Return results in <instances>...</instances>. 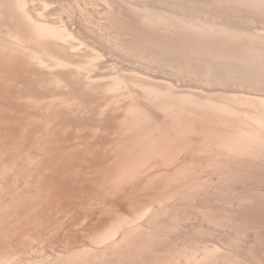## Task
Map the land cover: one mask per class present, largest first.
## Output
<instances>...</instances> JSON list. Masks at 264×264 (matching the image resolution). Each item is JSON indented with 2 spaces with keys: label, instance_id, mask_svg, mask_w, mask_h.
I'll return each mask as SVG.
<instances>
[{
  "label": "rangeland",
  "instance_id": "rangeland-1",
  "mask_svg": "<svg viewBox=\"0 0 264 264\" xmlns=\"http://www.w3.org/2000/svg\"><path fill=\"white\" fill-rule=\"evenodd\" d=\"M29 1H31V3L32 2L35 3V4L29 3L30 7L37 6L38 8L40 7L42 9L45 6L44 3L41 2V0H38V1L35 0L36 2L32 0H29ZM49 1L50 2L52 1L51 4ZM49 1L48 2L50 4L49 5L50 7H52V3L53 5H55V2H57L56 5L59 4L57 5V7L58 6L59 7L57 8L55 7L56 5L54 6V9L57 8L56 9L57 13L54 19L52 17L53 16L52 14H54L56 10L55 11L53 10V13H52L53 7L51 8V14H47L48 17H45L46 14L43 11H39L41 10L39 8L38 11L44 13L45 15L44 18L48 20L50 17H52L51 19H49V21L51 20L54 22L55 19H58L59 17L58 14H59L61 18L59 17L58 22L60 23L62 19V15H63V21H65L67 25H69L70 23L69 28L71 27V29H74L75 33L78 30L76 34H79L81 37H84L82 38L83 40H87V36H88L90 40L93 39L92 40L93 42H95L94 40L98 41V36L96 39V35H93L95 39L93 37L91 39L90 31H87V34H85L86 30H85V33L82 30L85 28H80V25L82 26V19H80L81 18L80 15L82 16L83 14H80V11H77L79 10V8L76 7L75 1L74 3L71 1L72 4L70 5V8L72 9L71 6H73L75 9H73L74 11L69 9L71 11L70 13H69V10L67 9L69 8L68 4H70L68 3V0H67V3L65 2V0H62V1L61 0H57V1L49 0ZM40 2L42 4H40ZM61 2L64 4L62 5ZM91 2L92 3L89 4L90 6H88L89 7L88 17L89 16L90 18L93 17V19L97 18L98 20L99 17L103 16V18L105 19L103 20L106 21V27H107V23H109L108 28L111 27L108 29V31H112V32L115 31L114 33H117V32L120 33L122 29L126 28L128 30V27L132 25L133 19L131 17L132 16L131 13L126 14L125 12L118 10V8H112L113 10L108 8L105 10V12H103V15H101L102 13L101 14L97 13V11L93 9V4L96 5L98 2H100L98 4H101L102 1L95 0L94 2V0H92ZM37 4H40V6ZM60 4L62 5L61 7H63L64 9L66 8L68 11V12H64V14L66 13L65 15L62 12H59L61 8ZM66 5L68 7H64ZM45 8L46 7H44L42 10H44ZM47 8H46V11L50 10V8L48 9ZM114 9L116 11H114ZM94 11L96 12V14L94 13ZM60 13H62V15ZM87 13H85L84 17H87ZM3 16H1L0 18V30L2 31V33L0 32V36L2 34L1 37H3V33L6 35L7 30L9 29L15 30V26L12 23L8 24V22L10 23L9 15H7L5 11L3 13ZM69 16L73 19H71ZM127 16L129 19H127ZM67 17L70 18L69 19L70 21L73 20L72 22H74V20H78L77 18L79 17L80 18H79V21H76V23H74L76 25L74 26V24L72 25L71 24L72 22H70ZM84 17H82L83 20H84ZM65 19H67L69 23ZM77 22H79V24L81 22L80 25L78 24L79 25L78 27L81 30H79V28L77 27ZM125 23L126 25H124ZM82 27H84V25ZM81 31H82V35H81ZM123 31L124 30H122L121 32ZM88 34H90V36ZM81 37L78 36V38L80 39ZM92 41L90 42L93 43ZM103 41L101 42L98 41L97 43H93V44H95V46H97L96 44H98L99 47L102 46V49H107L106 50L107 52L108 49H110V46L108 45L109 48H107L108 47L106 46L107 44H103ZM81 46H84L82 49L84 50L86 49V51L88 50L87 47H85V45H81ZM112 49L114 48L110 49L113 53H111L108 59L110 63L112 62L115 64L104 63V65L102 64L103 68H99V69H102V71H100L99 69H98L99 71L98 70L97 71L102 76L103 74H105L104 75L105 77L101 78V81L103 80L102 82L104 84V83H108L112 81L111 77L115 76L114 74L117 75V73H119L120 68H121L120 72L125 70L126 72L124 71L122 72V74L119 73V75L123 77V74H124L125 78L123 79L126 80L127 88H126L125 81H124V85H123L124 87L122 88H126V89L122 91H120L121 89H119L117 90V93L116 91L112 92L115 94H111L110 92L109 94L111 97H109L108 93H106V96L108 95L107 97H109V99L115 98V100L119 99V101L117 100V103L120 101L121 102L118 104L115 103L114 105H112L113 107L109 108L105 112V114L102 115V117L105 116L104 118H101V116L100 118L94 117L93 114L88 110H85L84 113L80 111V113L78 112L76 113L77 114L76 115L74 111V107L72 105L71 107L73 109L69 105L64 106L65 104L63 105V107L61 105H58L57 107L56 105L58 104V101L54 105H52V107H50V105L47 107V104H46V107L48 108L46 109L44 105L45 103L43 101H40L41 99L40 97L43 96L42 93L46 94L47 91H51L50 88H52L53 90L57 89V88L52 87L54 86L55 83H52L50 81L51 80L49 78L50 76H48L50 72L47 70H44L48 72L49 74L47 73L46 77L39 78L42 81V78L46 80V78L48 77L46 80L47 82L42 81L43 83L39 82L40 81L38 79L39 76L36 75L35 73H31L29 69H28L29 72L26 71L28 76H24V78H22V75L20 71L18 70V67H16L17 65H15L14 58L12 56H8L6 53L2 54L3 51H0V54H2V58L0 55V61L2 60V62H0V133H1L0 134V176H1L0 182H2L0 183V187H1V190H0V212H1L0 213V259H2L0 260V264H13V262L14 264H17L16 262L18 261H19L18 264H30L31 262H33L31 264H34L35 263L34 261L37 262L35 264H38L39 262H43L42 264H45V263L46 264H60L62 261L64 263L62 262L61 264H66L65 262H67V264H75L77 261L79 262V263L77 262V264H94V263L96 264L97 263L98 264H168V263L169 264L171 263L185 264L184 262L187 259L186 257L188 255L190 256L193 254L197 255L196 252H198L199 253L198 255H200L204 253V251L210 250L211 246H212V249L213 247H219L221 249L218 253L216 252L215 254H213L214 256L212 255L213 258L215 257L220 260L219 262L218 261L216 262L217 259L212 258L211 259L212 261H210L209 264H214V263L220 264V261L222 260H223L222 261L223 263L221 262V264H233V263L236 264V262L237 264H243V263L244 264H258V263L264 264V162H263L264 156L261 157V159L263 158L262 160L260 159V157L254 158V159L247 158V157H243V158L234 157V156H228L223 150H220L219 146L216 143L217 137H218L217 135L219 133L218 127H220V124L215 120L218 124V127L216 123L214 125L215 121L213 122V120L210 118L208 113H205L208 116H206L205 114H200V113H203L205 108L203 109V107H200V106H198L199 108H197L196 104H195L196 106L195 107L194 102L193 103L191 102L193 101L192 99L191 101H188L190 103L187 106L188 98L186 99V103L183 104V102H185L183 98H180L181 99L180 100L179 99L180 96H178V100H177V95L179 94L173 95V92L179 93L180 91H181L180 93L181 95L186 94L185 93L186 89L188 93H192V94L195 91L193 95H195L196 97L198 96L197 93L200 95V91H199L200 84L197 83L198 80L196 81V77H194L195 80L194 79L190 80L188 78L189 73H187V70L185 69L186 68L185 65H184L185 67L184 68L182 67L183 66L182 63H177L178 67L170 68V66H168L169 64L159 61L161 64H159V62L158 63L153 62L151 63L152 64L151 66L149 65L150 67L154 68V69L152 68L153 70L151 68L147 69L149 68V66L147 67L149 63L144 66L143 64L145 63L141 61L142 64L141 62L138 64V59L135 56L132 55L131 57V54L129 56L127 48L121 49L118 47V49L117 48H115L114 50ZM84 50H82L84 54L82 55L84 57L82 55H81L82 57L78 56L80 59L77 57V59L81 62L83 60H84L83 62H86L88 60L89 53L87 55L88 51L85 53ZM113 54H114V57H117L115 62H113L115 60V58L112 56ZM125 55L126 57H124ZM4 56H6V60L5 58H3ZM110 58H112V60H110ZM133 61L137 63L135 64V62L133 63ZM129 62L133 63L132 65L133 67H135V71H136V67H138L139 71L138 70L137 71L140 72V76L139 75L137 76L136 74L132 75L133 73L130 72L131 71L130 68H132L131 67L132 65ZM116 63L118 65H116ZM127 63L131 66H129ZM4 64L5 66H10L11 69H8V67H5ZM111 65H116L117 67L114 66L115 67L114 68ZM1 66L5 67L4 68L5 70L1 68ZM13 66H15L18 71ZM111 67H113V69ZM127 68H129L130 71L127 70ZM114 69L117 70L118 72L117 71H116L117 73L114 72L115 71ZM9 70H11L12 73L11 71L10 73L9 72L7 73V71ZM13 70L18 72V74L16 72L13 73ZM59 70L61 72H59ZM62 71L63 69H58L59 73L57 72V75L58 74H61V76L64 75L62 78H65L67 75L66 73L67 71H63V72ZM55 72L56 71H54V73ZM147 72L148 73L151 72V73L147 74ZM141 74L143 75L141 76ZM166 74L169 76H167ZM148 75L149 76L153 75L152 78L153 77L155 78L153 79L149 78L148 80V78H146V76ZM15 76L16 77L18 76V78H22V79L19 80ZM31 76L32 78L34 77L33 79L34 83H33ZM58 76L60 77V75ZM133 76H136V77H133ZM143 76L147 80H143L145 79ZM176 76H179V77H176ZM137 77H140V78H137ZM174 77L176 79H173ZM141 78L143 79L138 80ZM156 78H158V80H161V81H158ZM35 79H38L39 81H35ZM162 79L165 81H162ZM169 79H170V82H169ZM150 80H151V83L154 84V87L156 85H159V87H161L160 88L161 91H164V93L168 91L170 92L171 90H175L173 92L171 91L172 94H169V93L167 94H169L170 96L173 95L176 97L177 101L175 102H178V104L176 103L177 104L176 106L181 104V101H182V105H179V107L180 106L183 107V109L180 108L182 111L178 110L177 108H174L176 107V106H173V104L175 105L174 97L172 96L171 98L169 97V101L167 102H170V103L172 102L173 104L171 103L172 104L171 105L169 103L170 106H168L167 102L162 103L168 99V96H167V99L166 98L162 99L163 97H166V96H163V94L162 95L159 94L160 97H158L159 95L156 94L158 101L156 100L155 95L153 96L155 101H153L152 100L153 97L148 95L145 92V90L143 91V87H141L140 85L139 86L137 85V84H142L143 82H146L148 84ZM25 81L26 83H24ZM133 81L134 83H132ZM175 81L178 83H176ZM19 82H22V84H20ZM35 82H38L39 84ZM12 83L14 85H12ZM27 83H31V86L30 84L26 85ZM46 83H51V84L47 85ZM169 83L171 84V86H173L172 84H175L173 86L174 89L170 87ZM178 85H180V87H178ZM60 86L62 87H59V86H54V87H59L58 88L59 91L58 90L57 91L63 94H66L65 96L67 98L69 97L68 99H70L72 96H75L72 92L71 87H65V85H60ZM175 86L179 88V91H177L178 89L175 88ZM156 87L158 88V86ZM19 88L21 92H23L24 94H28V95H25L27 96L26 98L22 100L20 99L19 102H17L22 105L24 101V105L22 106H19V104H16L14 102V100L18 101L16 100L15 98L16 96L14 95V93L17 94L16 91L17 90L20 91ZM23 88L27 89L28 91L27 90L25 91ZM163 88L165 89L162 90ZM13 89H16L15 92ZM41 89L42 91H39ZM45 89H46V92H45ZM167 89H170V90H167ZM188 89H190L191 91ZM11 90L13 91V96L11 95V92H12ZM182 90H184L183 93H182ZM35 91H37L38 93ZM129 91H132V92H129ZM4 92L5 93L10 92L9 93L10 95H8L7 93L6 94L8 96H12V98L13 99L15 98V99L13 100L12 98L6 97L7 95L5 96ZM39 92H41V94ZM145 93H146V96H145ZM127 94L130 96V98L128 97ZM29 95H31L30 100H29V103L32 102L31 105L28 104ZM33 95H36V97L38 96L37 101ZM114 95H116V97L121 96V95L122 96L116 98ZM123 96H126V97H123ZM201 96H202V93H201ZM201 96H198V97H201ZM148 97L150 99H148ZM192 97L193 99L196 98V97L194 98V96ZM74 98H71L70 100L71 101L74 100V102L75 101L80 102L82 100V99L78 100V98L80 97L77 95ZM170 99H172L173 101L172 100L170 101ZM160 100L162 101L160 102ZM34 101L36 102L39 101V102L36 103ZM33 103H36V104H33ZM191 103L193 105H191ZM9 104L15 105L16 110L12 109L14 107ZM162 104H165L163 106H165L166 108L168 106V108L167 109L163 108ZM28 105L29 106L33 105L32 109L29 108ZM129 105L132 107V109H129L130 108ZM133 105H135V107L138 109L137 112L139 113L140 111L142 112L140 113L141 118H140V115L138 117L137 112H135L136 108ZM183 105L185 106V108ZM114 106H116V108ZM171 106H172V109H171ZM55 107L57 108L60 107V109L57 110V108ZM189 107H191L192 109ZM194 107H195V110H194ZM25 108L31 109L35 113H33L32 111L25 112L26 110H23ZM52 108L56 110L52 111ZM63 108H65V110L67 109L68 111L63 110ZM68 108H71V109L69 110ZM125 108L128 110L126 111ZM134 108L135 110H133ZM19 109L22 110L23 112L22 111L20 112ZM131 110H133L134 113H131ZM16 111L19 113H17ZM57 111H58V115H57ZM59 111H61V113L63 111V114L61 116L59 115L61 114ZM125 111H126V115H124ZM194 111L197 113H194V115H192V112ZM28 112L31 113L30 116L32 117L35 116V114L37 115V113H40L41 116H39L40 115L39 114L37 115V117L35 116V118H33L32 120L30 116L27 117V114H29ZM106 113H109V114H106ZM65 114L68 119L70 118L72 119L73 117L72 114L74 115V117H77L79 114L78 117H80L83 120V123H84V119L87 118V120L85 119V123H84L85 126L83 125V123H78L74 125L73 123H71L69 120L66 119ZM80 114H83L84 117L83 115L80 116ZM88 114L89 115L91 114V115L89 116ZM133 114H135L136 116H133ZM123 115L124 117H127L129 115V117L123 118ZM88 117H90L91 120H89ZM202 117H204L205 119L209 117L208 118V120L210 119L209 122H207V119L203 120L204 118ZM28 118H31V119H28ZM121 118L125 121H122ZM62 119H65V120H62ZM92 119L94 122H92ZM113 119L115 120L112 121ZM28 120H29V123L25 124L28 122ZM64 121L65 122L67 121L66 122L67 124L61 123ZM93 123H96V124L93 125ZM79 124H82V126L84 127H82ZM34 129L35 130L37 129V132L35 131V133L38 134L39 132V135L41 136L45 134V133L43 134V130L46 133L48 132V134H51V133L53 134L50 135L51 137L48 134H45L44 137H41V136L39 137V135L38 136L36 135L35 137L34 135L35 133L33 132ZM39 129H42V130L38 131ZM22 130L24 131L23 134H21L22 132H20ZM11 131H15V133L13 132L12 134ZM26 132L31 133V135H34V137L37 139H35L33 136H30V134L25 136ZM18 133L19 135L21 134V136L19 135L16 136ZM211 133H213L212 136H211ZM4 135H7V136L4 137ZM22 135L24 136L23 138H22ZM46 135L48 136V138L45 137ZM83 135H85V137ZM78 137L81 139H79ZM209 153H211L212 155ZM233 158L235 159L233 160ZM36 159L37 161H34ZM258 160H259V163H258ZM253 161L254 162L256 161V162L254 163ZM5 165L8 168H5ZM2 177L4 180L2 179ZM3 186H8V187H3ZM12 196L14 199L11 198ZM30 197H32L33 199ZM161 203H163L162 206H161ZM146 209H148L149 212L145 214L146 216L142 215L141 212H144ZM3 210L5 213L3 212ZM138 216H141V217H138ZM127 219H129L131 222L133 220V223L134 222L135 223L137 222V223L136 224L129 223L128 225L129 220L127 221V223L124 222ZM121 222L126 223L128 226H126L123 223L120 224ZM119 225H121V229ZM123 225H124V228L122 227ZM133 225H136V226L139 225L141 230L139 229L138 226L137 227L134 226V229H132ZM110 228L112 230L115 229V231H117L118 233L113 231L115 232L114 234H112L114 239L111 236V239L109 238V240H107L106 242L104 241L103 242L104 244L100 242L102 244L100 245L98 241H100L101 237L103 236V233L107 232ZM135 228L139 232H136ZM143 228L145 229L143 230ZM148 230H150L151 232ZM132 233H134L135 235ZM122 235H125V236H122ZM126 236H127V239L129 240L126 239ZM97 237L100 239L98 240ZM117 241L118 242L124 241L122 242V244L118 243L120 244V246L119 245L118 246L119 247L122 246V248H119V247L117 248L116 244H115L116 246H114V243ZM230 241H232L233 243ZM220 243H224V244L222 245ZM109 244L110 246L108 247ZM198 244L200 245L199 248H198ZM125 247L127 248V250ZM85 251H88L89 253H86ZM105 251L106 253L104 255H107V256L106 257L103 256V259H102V257L100 256L103 255ZM221 251H222V254H221ZM74 252L76 256L74 255ZM94 252L95 254L97 253L98 254L95 255ZM223 252H225V254ZM61 253L63 255H61ZM72 253L75 256L74 257L75 261L74 259H72L73 258V255H71ZM186 253L187 254L189 253V254L186 256ZM31 254L35 256H31ZM52 254L54 256H52ZM64 254L67 257L64 256ZM81 254L84 255V258H82L83 255L81 256ZM85 254L89 256V258L91 259L89 260L88 257H85ZM184 254L186 257L183 258L182 256H184ZM37 255L38 256L40 255L42 257L40 256L38 257ZM68 256L70 257L68 258ZM79 256H80V259H79ZM59 257H61L62 260H59L58 259ZM223 257L224 259L225 258L226 259L224 260ZM229 257L232 258V261H230L231 258ZM97 258L98 259L100 258V259L97 260ZM9 259L11 260L9 261ZM50 259H51V262L49 261ZM178 259H179V262H178ZM227 260L230 262H227ZM52 262H55V263H52Z\"/></svg>",
  "mask_w": 264,
  "mask_h": 264
},
{
  "label": "bare ground",
  "instance_id": "bare-ground-1",
  "mask_svg": "<svg viewBox=\"0 0 264 264\" xmlns=\"http://www.w3.org/2000/svg\"><path fill=\"white\" fill-rule=\"evenodd\" d=\"M35 1V0H32ZM38 1V0H36ZM35 1V2H36ZM49 0H44L41 2L44 3V7H48L50 4L48 2ZM57 1V0H56ZM62 1V0H61ZM70 1V2H69ZM74 3V1L76 2V7L79 8L80 14H83L82 16L80 15V19H82V26L84 25V27H82L79 22H77V27L80 25V28H85L82 29L83 32L87 34V31H90V34H88L91 39L92 37L95 39V37L93 35H96V39L98 36V41H103V44H107L106 46H110L111 48H123V49H128V53L129 56L131 54L135 56L138 59V64L143 61L145 64H143L144 66L146 64L147 67L150 65H152L151 63L153 62H164L169 64L168 66H170V68H176L178 67L177 63H182V67H184L185 65V69L187 70L188 74V78L190 80H195L194 77H196V81L197 83L200 84V95L197 93L198 96H202L201 97H196L193 92L192 93H188L187 89L185 91L186 94H180L181 91L179 93H175L173 91L175 90H171L174 94H179L177 95V100H178V96L179 99L183 98L185 100V102H183V104L186 103V99L187 102L191 101V99L193 101H191L192 103L194 102V106L195 104L197 105V108L203 107L204 111L203 113L200 114H205L208 113L210 118L213 120V122L216 120L219 124L220 127H218L217 122H214L217 124V127L219 128V133H218V137H217V145L219 146L220 150H223L228 156H234V157H247V158H259L261 159V157L264 156V0H101V4H98L100 2H98L96 5L93 4V9H95L97 11V13H102L101 15H103V12H105L106 9H112V8H118V10L125 12L126 14H130L131 13V17L133 19L132 21V25H130L128 27V30L126 29H122L124 30L123 32L120 31V33H114L112 31H108L109 27V23H107V27H106V21H104L105 19L103 18V16L99 17L98 20L90 18V16L88 17L89 14V4H91L92 0H68V6L69 8H67L68 10L71 9L70 5L72 4V2ZM100 1V0H99ZM40 2V4H42ZM59 2V1H58ZM64 2V1H63ZM65 2L67 3V0H65ZM95 2V0H94ZM29 3H31V1L29 0H0V18L1 16H3L4 11L6 12L7 15H9V20L10 23L8 22V24H13L15 26V30L9 29L7 30L6 35L3 33V37L2 34L0 36V51H3L2 54H7L8 56H12L15 60V65H17L16 67H18V70L20 71L22 78H24V76H28V74L26 73V71H31V73H35L36 75H38V79L40 77H46L47 73L44 70H47L50 72V74L48 76H50L49 78L51 79L50 81L52 83H55L54 86H59L62 87L60 85H65V87H71L73 94L76 96H79L80 98H78V100L82 99L80 102H74L75 100V96H72L71 98H74L73 101H71L70 99H68L65 95L61 92H58V88L59 87H54L53 88H57L56 90L51 89V91H47V93L43 94L42 93V97H40V101H43L45 104V108L48 109L47 107L50 105V107H52V105H54L57 101L58 104L56 105L58 107V105H61L63 107L66 105H69L71 107V105L74 107V111L75 114L76 113H80V111L82 113L85 112V110L90 111L94 117H99L101 116V118H104L105 116L102 117L103 114H105V112L113 107L112 105H114L115 103L118 104L120 102L117 103V100L119 101V99L115 100V98H110V92L111 94H115L112 92L117 93V90L121 89L120 91L124 90L127 88L126 85V80L123 79V77L119 75V73L122 74V72L117 73V70H112L114 72L117 73L114 74L115 76H112V81L108 82V83H104L103 84V80L101 81V78L105 77L103 74V76L101 74L98 73V71H102V69L99 68H103L102 66L104 65V63L106 64H115V63H110L109 61V56L111 55V53H113L110 49H108V51L106 52L107 49H102V46L99 47L98 44H96L97 46H95V44L93 43H97V40H94L95 42H93L92 40H90L87 36V40H83L79 34L75 33L74 29H71V27L69 28L70 23L68 22V20L71 18L67 17V22L69 23V25H67V23L65 21H63V15L64 12H68L67 9L61 7L64 3H62V5L60 4V11L62 12L60 13L62 15V19L60 21V23L58 22L59 17L61 18V16L58 14V19H55L54 22L53 21H49V19H51L53 17L56 16L57 13V2H55V5H53L52 3V7H48L50 8V10L46 11V8L44 10H39V8L36 7H30ZM34 3V2H32ZM31 3V4H32ZM65 3V4H66ZM35 4V3H34ZM40 4H37L40 6ZM74 4V5H75ZM48 5V6H47ZM54 6L57 7L56 9H54ZM67 5L64 7H68ZM92 6V5H91ZM72 9H75L73 6H71ZM37 8V10H36ZM47 8V9H48ZM51 8H52V13L53 10L55 11V15L52 14L53 16L50 17L48 20L46 18H44V13L46 14L45 17H48L47 14H51ZM76 8V9H78ZM66 11H64V10ZM43 11L39 12V11ZM59 10V9H58ZM63 10V11H61ZM91 10V9H90ZM113 10V9H112ZM50 11V12H49ZM74 11V10H73ZM76 11V12H77ZM92 11V10H91ZM110 11V10H109ZM108 11V12H109ZM114 11H116L114 9ZM71 11L69 10V13ZM74 12V13H76ZM88 12V13H87ZM85 13H87V17H84ZM94 13L96 14V12L94 11ZM66 14V13H65ZM64 14V15H65ZM92 14V13H90ZM115 14V13H114ZM73 15V14H72ZM99 15V14H98ZM51 16V15H50ZM96 16V15H95ZM109 16V15H108ZM4 17V16H3ZM56 17V18H57ZM73 17V16H72ZM84 17V20L83 18ZM97 17V16H96ZM111 17V16H110ZM79 18H77L78 20H74V22H72L73 20H69L70 22H72L71 24L73 25L74 23H76V21H79ZM95 18V17H94ZM52 19V20H53ZM73 19V18H71ZM76 19V18H75ZM104 19V20H103ZM127 19L128 16H127ZM57 20V21H56ZM112 20V19H111ZM81 21V20H80ZM84 21V22H83ZM130 21V20H129ZM65 22V24H64ZM108 22V21H107ZM112 22V21H111ZM118 23V22H117ZM130 23V22H129ZM6 24V23H5ZM79 24V25H78ZM7 25V24H6ZM126 25V23L124 24ZM3 26V25H2ZM74 26H76L74 24ZM114 26V25H112ZM118 26V25H117ZM121 27V26H119ZM10 28V27H9ZM12 28V27H11ZM79 28V27H78ZM77 28V29H78ZM79 28V30H81ZM115 28V27H113ZM76 29V27H75ZM5 30V31H6ZM117 31V30H116ZM0 32L2 33V31L0 30ZM4 32V31H3ZM93 34H92V33ZM83 33V34H84ZM89 33V32H88ZM5 35V36H4ZM81 37L82 41L80 38H78V36ZM81 35H82V31H81ZM86 38V37H85ZM80 39V40H79ZM101 39V40H100ZM103 39V40H102ZM90 41H92L93 43H91ZM105 42V43H104ZM33 43V44H32ZM81 45H85V47H87V51L86 49H82L84 46ZM109 46L107 48H109ZM125 47V48H124ZM112 49V50H114ZM82 50L85 51V53L87 52L88 55V60L86 62H81L77 59L78 56H81L83 54ZM90 51V52H89ZM116 51V50H115ZM121 51V50H120ZM119 52V51H118ZM120 53V52H119ZM2 54L1 58H2ZM84 55V54H83ZM82 55V56H83ZM123 55V54H122ZM81 56V57H82ZM114 57V54L112 55ZM111 56V57H112ZM116 56V55H115ZM84 57V56H83ZM87 57V56H86ZM126 57V55L124 56ZM3 58H5L6 60V56H4ZM79 58V57H78ZM115 60L113 62L116 61L117 57H114ZM10 59V58H9ZM80 59V58H79ZM109 61L107 62L106 61ZM122 59V58H120ZM124 59V58H123ZM141 59V60H140ZM110 60H112V58H110ZM12 61V60H11ZM17 61V62H16ZM106 61V62H105ZM137 61V60H136ZM2 62V60L0 61ZM118 62V60H117ZM121 62V61H120ZM135 61H133L134 63ZM159 62V64H161ZM131 63V62H129ZM131 63V65L133 64ZM137 62H135L136 64ZM2 64V63H1ZM103 64V65H102ZM128 64V63H127ZM134 64V65H135ZM142 64V62H141ZM163 64V63H162ZM166 64V65H167ZM116 65H118L116 63ZM116 65H111V66H116ZM122 65V64H120ZM129 65V64H128ZM129 65V66H131ZM180 65V64H179ZM3 66V65H2ZM1 68H5L8 67V69H11L10 66H4ZM109 66V65H108ZM139 66V65H138ZM142 66V65H141ZM140 66V67H141ZM143 66V67H144ZM147 69H152L153 67H150ZM155 66V65H154ZM157 66V65H156ZM162 66V65H161ZM15 67V66H13ZM15 67V69L17 70V68ZM113 67H111L113 69ZM117 67V66H116ZM128 67V66H126ZM132 68L131 71L129 70V68H127V70H129L130 72H132L134 74H136L137 76H140V72H138V67H136V71H135V67H133V65L131 66ZM181 67V68H182ZM109 68V67H107ZM110 68V69H111ZM115 68V67H114ZM123 68V67H122ZM142 68V67H141ZM140 68V69H141ZM146 68V67H145ZM168 68V69H170ZM180 68V66H179ZM178 68V69H179ZM13 69V68H12ZM58 69H63V71H67V75L65 78H62L63 76L60 75V77L57 75ZM99 69V70H98ZM106 69V68H105ZM119 69V68H117ZM124 69V68H123ZM144 69V68H143ZM154 69V68H153ZM152 69V70H153ZM5 70V69H4ZM3 70V71H4ZM7 70V68H6ZM17 70V71H18ZM42 70V71H41ZM98 70V71H97ZM151 70V71H152ZM156 70V69H155ZM2 71V73H3ZM11 70L7 71V73H10ZM28 71V72H29ZM44 71V72H43ZM54 71H56L54 73ZM62 71V72H63ZM108 71V70H107ZM141 71V70H140ZM144 71V70H143ZM146 71V70H145ZM158 71V70H157ZM6 72V71H5ZM4 72V73H5ZM16 72L13 70V73ZM46 72V73H45ZM59 72H61L59 70ZM58 72V73H59ZM97 72V73H95ZM126 72V71H125ZM128 72V73H130ZM156 72V71H155ZM154 72V73H155ZM159 72V71H158ZM12 73V71H11ZM18 74V72H16ZM15 73V74H16ZM19 73V74H20ZM65 73V72H64ZM63 73V74H64ZM127 73V74H128ZM138 73V74H137ZM142 73V72H141ZM151 73V72H150ZM147 72V74H150ZM170 73V72H169ZM179 73V72H178ZM26 74V75H25ZM34 74V75H35ZM153 74V73H152ZM159 74V73H157ZM174 74V73H173ZM31 75V74H30ZM32 75V76H34ZM143 74H141L142 76ZM146 75V74H145ZM167 75V74H166ZM176 75V73H175ZM20 76V75H19ZM31 76V78H32ZM130 76V75H129ZM149 76V75H148ZM146 76V78H155L152 76ZM161 76V75H160ZM164 76V75H163ZM169 76V75H167ZM16 77V76H15ZM14 77V78H15ZM37 77V76H36ZM131 77V76H130ZM136 77V76H133ZM144 77V76H143ZM179 77V76H176ZM183 77V75H182ZM18 78V76L16 77ZM22 78H18L19 80ZM28 78V77H27ZM26 78V79H27ZM48 78V77H47ZM46 78V80H47ZM110 78V77H109ZM129 78V77H128ZM140 78V77H137ZM145 78V77H144ZM138 79V80H147V79ZM164 78V77H163ZM170 78V77H169ZM25 79V80H26ZM34 79V77L32 78V80ZM35 79V81H45L42 78L41 79ZM132 79V78H131ZM135 79V78H134ZM158 80V78H156ZM155 79V80H156ZM161 79V78H160ZM165 79V78H164ZM173 79H176L175 77ZM178 79V78H177ZM181 79V78H180ZM17 80V79H16ZM24 80V79H23ZM28 80V79H27ZM30 80V78H29ZM108 80V79H107ZM172 80V79H171ZM182 80V79H181ZM189 80V81H190ZM18 81V80H17ZM49 81V79H48ZM109 81V80H108ZM124 81H125V85L126 88H122L124 87ZM137 81V79H136ZM154 81V80H153ZM161 81V80H158ZM162 81H165L162 79ZM183 81V80H182ZM187 81V79H186ZM14 82V81H13ZM31 82V81H30ZM44 82V83H45ZM102 82V83H100ZM130 82V81H129ZM170 82V79H169ZM172 82V81H171ZM176 82V81H175ZM20 84H22V82H19ZM26 83V81L24 82ZM34 83V80H33ZM38 83V82H35ZM43 83V82H42ZM40 83V84H42ZM134 83V81L132 82ZM131 83V84H132ZM142 83V82H141ZM150 82L147 84L146 82H143L142 84H137L138 86L140 85L141 87H143V91L145 90V92L150 95V96H154L157 100L156 94H160L166 97H163L162 99H168L165 102L162 103H166L167 101H169V97L171 98L174 97V102L177 101L176 97L173 95H169L172 94L171 91L169 92H165L161 91V87L158 86V88L155 86L154 84ZM157 83V82H156ZM164 83V82H163ZM166 83V82H165ZM168 83V81H167ZM174 83V81H173ZM178 83V82H176ZM196 83V82H195ZM31 86V83H27L26 85ZM39 84V83H38ZM47 85L51 84V83H46ZM128 84V83H127ZM153 84V85H152ZM170 84V83H169ZM198 84V85H199ZM12 85H14L12 83ZM33 85V84H32ZM53 85V84H52ZM173 86L175 84H172ZM36 86V85H35ZM42 86V85H41ZM134 86V85H133ZM173 86L170 87L172 89ZM195 86V85H194ZM193 86V87H194ZM178 87H180V85H178ZM199 87V86H197ZM129 88V87H128ZM169 88V86H168ZM170 88V89H171ZM175 88H177L175 86ZM184 88V87H183ZM182 88V89H183ZM18 89V88H16ZM16 89H13L14 92ZM22 89V88H21ZM24 89V88H23ZM48 89V88H46ZM45 89V92H46ZM67 89V88H66ZM133 89V88H132ZM139 89V88H138ZM165 88H163L162 90H164ZM167 89V90H170ZM179 91V88H177ZM191 89V87H190ZM188 89V90H190ZM197 89V88H196ZM195 89V90H196ZM20 90V88H19ZM25 91L27 89H24ZM38 90V89H37ZM58 90V91H57ZM128 90V89H127ZM137 90V89H136ZM181 90V88H180ZM197 90V91H198ZM3 91V90H2ZM6 91V89H5ZM12 91V90H11ZM24 91V92H25ZM28 91V90H27ZM39 91H42L39 90ZM44 91V90H43ZM61 91V90H60ZM176 91V92H177ZM184 90H182L183 93ZM191 91V90H190ZM198 91V92H199ZM202 91V92H201ZM17 94L14 93V95L16 96V100L15 101L12 96H13V91L11 92L12 96H8L10 95L9 93H5L6 97L12 98L14 100V102L16 104H19L17 102H19V100L26 98L28 94H24L23 92L20 91H16ZM37 92V91H35ZM34 92V93H35ZM70 92V93H72ZM119 92V91H118ZM125 92V91H124ZM132 92V91H129ZM30 93V92H28ZM32 93V92H31ZM38 93V92H37ZM41 94V92H39ZM106 93H108L109 97L106 96ZM120 93V92H119ZM127 93V92H126ZM145 93V96H146ZM169 93V94H167ZM39 94V95H40ZM131 94V93H130ZM165 94V95H164ZM128 95V94H127ZM137 95V93H136ZM160 95L158 97H160ZM184 95V96H183ZM30 96L29 95V99H28V104L31 105V103H29L30 100ZM37 101L38 96L36 97V95H33ZM116 97V95H114ZM122 96V95H121ZM118 96V97H121ZM183 96V97H182ZM195 99H193V97ZM82 97V98H81ZM116 97V98H118ZM126 97V96H123ZM128 97L130 98V96L128 95ZM135 97V96H134ZM141 97V96H140ZM192 97V98H191ZM19 98V99H17ZM77 98V97H76ZM133 98V97H132ZM198 98V99H197ZM122 99V98H121ZM124 99V98H123ZM126 99V98H125ZM128 99V98H127ZM148 99H150L148 97ZM147 99V100H148ZM161 99V98H159ZM182 99V100H183ZM197 99V100H196ZM26 100V99H25ZM33 100V99H32ZM146 100V101H147ZM153 101H155L154 97L152 98ZM172 99H170L171 101ZM181 100V99H180ZM179 100V101H180ZM183 100V101H184ZM195 100V101H194ZM34 101V102H36ZM126 101V100H125ZM137 101V100H136ZM150 101V100H149ZM158 101V100H157ZM162 100H160L161 102ZM173 101V100H172ZM11 102V101H10ZM39 102V101H38ZM36 102V103H38ZM123 102V101H122ZM3 103V102H2ZM1 103V104H2ZM5 103V102H4ZM14 103V104H15ZM22 103V101H21ZM33 103V104H36ZM42 103V102H41ZM134 103V102H133ZM170 102H167L168 106H170ZM178 102H175V105L173 104V106H176ZM190 102H188L187 106L189 105ZM191 103V105H193ZM26 104V103H25ZM47 104V107H46ZM171 104V105H172ZM11 105V104H9ZM22 105H24V101L22 103ZM21 104H19V106H22ZM27 105V104H26ZM25 105V107H26ZM43 105V106H44ZM121 105V104H119ZM165 104H162V106ZM182 105V101L181 104ZM176 106L174 108H177L178 110L182 111L180 108L183 109V107H179ZM190 105V106H191ZM11 106H13L14 108H12ZM10 107L12 109H15V105H11ZM18 106V105H17ZM33 106V105H32ZM32 106H29V108L32 109ZM118 106V105H117ZM130 106V105H129ZM135 107V105H133ZM167 106V105H166ZM167 106V108H168ZM184 106V105H183ZM55 107V108H57ZM68 107V106H67ZM66 107V108H67ZM116 108V106H114ZM119 107V106H118ZM157 107V106H155ZM179 107V108H178ZM192 107V106H191ZM189 107V108H191ZM196 107V106H195ZM194 107V110H195ZM17 108V107H16ZM21 108V107H20ZM23 108V107H22ZM35 108V107H34ZM72 108V107H71ZM71 108H68L69 110ZM122 108V107H121ZM129 108V107H128ZM136 108V107H135ZM135 108L133 110H135ZM153 108V107H152ZM163 108L167 109L165 106H163ZM162 108V109H163ZM185 108V106H184ZM193 108V107H192ZM191 108V109H192ZM18 109V108H17ZM31 109H23L27 111H32ZM41 109V108H40ZM44 109V108H43ZM50 109V108H49ZM52 108V111H55L56 109ZM60 109L57 108V110ZM73 109V108H72ZM126 109V108H125ZM129 109H132V107L130 106ZM172 109V106H171ZM187 109V108H186ZM16 110V109H15ZM14 110V111H15ZM20 110V109H19ZM35 110V109H34ZM62 110V109H61ZM63 110H65V108H63ZM67 110V109H66ZM65 110V111H66ZM114 110V109H113ZM120 110V109H119ZM128 109H126L127 111ZM131 110V113H134V111ZM144 110V109H143ZM164 110V109H163ZM190 110V109H189ZM188 110V111H189ZM200 110V109H199ZM202 110V108H201ZM22 110H20L21 112ZM42 111V110H41ZM48 111V110H47ZM68 111V110H67ZM110 111V110H109ZM117 111V110H116ZM126 111L124 113V115H126ZM133 111V112H132ZM138 109L136 108L137 112ZM140 111V110H139ZM162 111V110H161ZM170 111V110H169ZM187 111V110H186ZM191 111V110H190ZM189 111V112H190ZM11 112V111H10ZM17 112V111H16ZM23 112V111H22ZM24 112V113H25ZM38 112V111H36ZM61 113V111H59ZM111 112V111H110ZM130 112V110H129ZM144 112V111H143ZM165 112V111H164ZM184 112V111H183ZM19 113V112H17ZM29 114H27V117L31 115L30 112H28ZM35 113V112H33ZM56 113V112H55ZM67 113V112H66ZM72 113V112H71ZM70 113V114H71ZM116 113V112H115ZM113 113V114H115ZM140 113H142L140 111ZM139 112H137L138 117L140 115ZM176 113V112H175ZM174 113V114H175ZM194 113L197 112H192V115H194ZM40 113H37V115H39ZM44 114V113H43ZM63 114V111L61 114H59L60 116ZM74 114V112H73ZM72 114V119H68L66 114V119L69 120L71 123L78 124V123H83V120L78 117H74V115ZM109 114V113H106ZM129 114V113H127ZM33 115V114H32ZM37 115L35 114V116L37 117ZM57 115H58V111H57ZM68 115V114H67ZM77 115V114H76ZM83 114H80V116ZM86 115V114H85ZM89 115V114H88ZM91 115V114H90ZM89 115V116H90ZM123 118H127L129 117V115L127 117ZM173 115V114H172ZM183 115V114H182ZM206 115V114H205ZM35 116H30L33 120V118H35ZM41 116V114L39 115ZM109 116V115H108ZM111 116V115H110ZM132 116V115H131ZM133 116H136L135 114H133ZM132 116V117H133ZM144 116V115H143ZM151 116V115H150ZM177 116V115H175ZM181 116V115H180ZM208 116V115H206ZM64 117V116H63ZM84 117V115H83ZM87 117V116H86ZM112 117V116H111ZM147 117V116H146ZM28 118V119H31ZM98 118V119H99ZM110 118V117H109ZM141 118V115H140ZM144 118V117H143ZM204 118V117H202ZM209 118V117H208ZM207 119V122H209V120ZM87 120V118H85ZM85 119H84V123H85ZM89 120H91L90 117H88ZM122 119V118H121ZM205 118L203 120H206ZM65 120V119H62ZM100 120V119H99ZM104 120V119H102ZM115 119H113L112 121H114ZM118 120V119H117ZM127 120V119H126ZM150 120V119H149ZM27 121V120H26ZM38 121V120H37ZM98 121V120H97ZM109 121V119H108ZM122 121H125L122 119ZM134 121V120H133ZM132 121V122H133ZM137 121V120H136ZM145 121V119H144ZM184 121V119H183ZM194 121V120H193ZM5 122V121H4ZM67 122V121H66ZM61 122V123H66ZM90 122V121H89ZM88 122V123H89ZM92 122L93 119H92ZM104 122V121H103ZM111 122V121H110ZM138 122V121H137ZM142 122V121H141ZM182 122V121H181ZM206 122V123H207ZM29 120L27 123L28 124ZM50 123V122H49ZM83 123V125H84ZM101 123V122H100ZM99 123V125H100ZM105 123V122H104ZM118 123V122H117ZM140 123V122H139ZM158 123V122H157ZM194 123V122H193ZM24 124V126H25ZM67 124V123H66ZM72 124V125H73ZM92 124V123H91ZM96 123H93V125ZM192 124V123H191ZM64 125V124H63ZM70 125V123H69ZM73 125V126H74ZM82 126V124H79ZM88 125V124H87ZM103 125V124H102ZM184 125V124H183ZM34 126V125H33ZM80 126V127H81ZM85 126V125H84ZM82 126V127H84ZM98 126V124H97ZM105 126V125H104ZM148 126V125H147ZM151 126V125H150ZM162 126V125H161ZM177 126V125H176ZM200 126V125H198ZM35 127V126H34ZM103 127V126H102ZM179 127V126H178ZM187 127V125H186ZM195 127V126H194ZM213 127V126H212ZM101 128V127H99ZM141 128V127H140ZM161 129V128H160ZM196 129V128H195ZM198 129V128H197ZM217 129V128H216ZM42 129H39L38 131H41ZM132 130V129H131ZM32 131V130H31ZM29 131V132H31ZM35 131L37 132V129L33 130V132L35 133ZM95 131V130H94ZM134 131V130H133ZM188 131V130H187ZM186 131V132H187ZM12 134L13 132L15 133V131H11ZM9 132V133H11ZM22 132L21 134L24 133V131H20ZM25 133V136L30 134V136L39 135L38 134H33L31 135V133ZM156 132V131H155ZM167 132V131H166ZM184 132V131H182ZM215 132V131H214ZM218 132V131H216ZM41 133V132H40ZM48 134V132L46 133L43 130V134ZM50 133V132H49ZM73 133V132H72ZM80 133V132H79ZM86 133V132H85ZM89 133V132H88ZM94 133V132H93ZM130 133V132H129ZM1 134V133H0ZM6 134V133H5ZM21 134L19 135V133L16 136H21ZM44 134V135H45ZM53 134V133H51ZM51 134H48L49 136ZM59 134V132H58ZM82 134V133H81ZM179 134V133H178ZM182 134V133H181ZM213 133H211L212 136ZM44 135H39V137H44ZM56 135V134H54ZM63 135V134H62ZM76 135V134H75ZM78 135V134H77ZM95 135V134H94ZM165 135V134H164ZM199 135V134H198ZM7 135H4V137ZM11 136V135H9ZM61 136V134H60ZM85 137V135H83ZM88 136V135H87ZM86 136V137H87ZM90 136V135H89ZM161 136V135H160ZM186 136V135H185ZM215 136V135H214ZM13 137V135H12ZM24 136L22 135V138ZM34 137V138H35ZM45 137L48 138V136L46 135ZM51 137V136H50ZM49 137V138H50ZM74 137V136H73ZM81 137V136H80ZM92 137V135H91ZM10 138V137H9ZM18 138V137H17ZM20 138V137H19ZM46 138V139H47ZM79 138V137H78ZM137 138V137H136ZM167 138V137H166ZM212 138V137H211ZM37 139V138H35ZM44 139V138H43ZM76 139V138H74ZM81 139V138H79ZM84 139V138H83ZM135 139V138H134ZM148 139V138H146ZM171 139V138H170ZM182 139V138H181ZM192 139V138H191ZM210 139V138H209ZM215 139V138H213ZM173 140V139H172ZM185 140V139H184ZM208 140V138H207ZM212 140V139H211ZM77 141V140H76ZM183 141V140H182ZM204 141V140H203ZM210 141V140H209ZM26 142V141H25ZM211 142V141H210ZM209 142V143H210ZM171 143V142H170ZM207 143V141H206ZM205 143V144H206ZM213 143V141H212ZM215 143V142H214ZM137 144V143H136ZM160 144V143H159ZM204 144V145H205ZM150 146V145H149ZM209 146V145H208ZM217 146V148H218ZM4 147V146H3ZM80 147V146H79ZM172 147V146H171ZM211 147V145H210ZM42 148V147H41ZM110 148V147H109ZM151 148V147H150ZM153 148V147H152ZM159 148V147H158ZM205 148V147H204ZM203 148V149H204ZM207 148V147H206ZM209 148V147H208ZM216 148V147H215ZM181 149V148H180ZM211 149V148H210ZM213 149V148H212ZM40 150V149H39ZM216 150V149H215ZM196 151V150H195ZM205 151V150H204ZM222 151V152H223ZM147 152V151H146ZM209 152V151H208ZM216 152V151H215ZM159 153V152H158ZM205 153V152H204ZM211 154V153H209ZM220 154V153H219ZM143 155V154H142ZM212 155V154H211ZM41 156V155H40ZM128 156V155H127ZM210 156V155H209ZM218 156V155H217ZM222 156V155H221ZM220 156V157H221ZM226 156V155H224ZM37 157V156H36ZM163 157V156H162ZM211 157V156H210ZM31 158V157H30ZM222 158V157H221ZM228 158V157H227ZM226 158V159H227ZM40 159V158H39ZM180 159V158H179ZM225 159V157H224ZM232 159V158H231ZM230 159V160H231ZM235 158H233L234 160ZM263 159V158H262ZM261 159V160H262ZM20 160V158H19ZM42 160V158H41ZM152 160V159H151ZM244 160V159H243ZM247 160V159H246ZM256 160V159H255ZM34 161H37L34 160ZM129 161V160H128ZM220 161V160H219ZM226 161V160H225ZM229 161V160H228ZM240 161V160H239ZM216 162V160H215ZM254 162V161H253ZM256 162V161H255ZM254 162V163H255ZM264 162V160H263ZM14 163V162H13ZM29 163V162H28ZM35 163V162H34ZM138 163V162H137ZM237 163V162H236ZM248 163V162H247ZM259 163V160H258ZM262 163V162H261ZM15 164V163H14ZM20 164V163H19ZM235 164V163H234ZM239 164V163H238ZM245 164V163H244ZM251 165V164H250ZM16 166V165H14ZM31 166V165H30ZM147 166V165H146ZM189 166V165H188ZM239 166V165H238ZM258 166V165H257ZM256 166V167H257ZM243 167V166H242ZM5 168L6 167L5 165ZM10 168V167H9ZM4 169V168H3ZM206 169V168H205ZM237 169V168H236ZM6 170V169H5ZM8 170V169H7ZM175 170V169H174ZM11 171V170H10ZM39 171V170H38ZM4 172V171H3ZM6 172V171H5ZM8 172V171H7ZM48 172V171H47ZM243 172V171H242ZM124 173V172H123ZM237 173V172H236ZM27 174V173H26ZM128 174V173H127ZM132 174V173H131ZM246 174V173H245ZM4 175V174H3ZM137 175V174H136ZM19 176V175H18ZM17 176V177H18ZM166 176V175H165ZM1 177V176H0ZM35 177V176H34ZM213 177V176H212ZM217 177V176H216ZM245 178V177H244ZM3 179V177H2ZM8 179V178H7ZM6 179V180H7ZM12 179V178H11ZM207 179V178H206ZM258 179V178H257ZM4 180V179H3ZM9 180V179H8ZM15 180V179H14ZM120 180V179H119ZM176 180V179H175ZM201 180V179H200ZM1 181V180H0ZM130 181V180H129ZM231 181V180H230ZM263 181V180H262ZM18 182V181H17ZM2 183V182H0ZM30 183V182H29ZM208 183V182H207ZM261 183V182H260ZM186 184V183H185ZM203 184V183H202ZM223 184V183H222ZM18 185V184H17ZM24 185V184H23ZM205 185V184H204ZM209 185V184H207ZM217 185V184H216ZM3 187H8V186H3ZM22 187V186H21ZM191 188V187H190ZM211 188V187H210ZM17 189V188H16ZM223 189V188H222ZM1 190V187H0ZM32 190V189H31ZM185 190V189H184ZM221 190V189H220ZM234 190V189H233ZM13 191V190H12ZM19 191V189H18ZM24 191V190H23ZM29 191V190H28ZM36 191V190H35ZM258 191V190H257ZM21 192V190H20ZM238 192V191H237ZM254 192V191H253ZM6 193V192H5ZM15 193V192H14ZM18 193V192H17ZM255 193V192H254ZM19 194V193H18ZM25 194V193H24ZM189 194V193H188ZM251 194V193H249ZM2 195V193H1ZM28 195V194H27ZM15 196V195H14ZM259 196V195H257ZM38 197V196H37ZM7 198V197H6ZM13 198V196L11 197ZM32 198V197H30ZM49 198V197H48ZM243 198V197H242ZM14 199V198H13ZM17 199V197H16ZM20 199V198H19ZM25 199V198H24ZM33 199V198H32ZM3 200V198H2ZM46 200V199H45ZM175 200V199H174ZM213 200V199H212ZM11 201V200H10ZM15 201V200H14ZM17 201V200H16ZM32 201V200H31ZM237 201V200H236ZM256 201V200H255ZM9 202V201H8ZM7 202V203H8ZM29 202V201H28ZM196 202V201H195ZM11 203V202H10ZM32 203V202H31ZM165 203V202H164ZM224 203V202H223ZM241 203V202H240ZM12 204V203H11ZM35 204V203H34ZM159 204V203H158ZM163 203H161L162 206ZM7 205V204H6ZM16 205V204H15ZM32 205V204H31ZM25 207V206H24ZM13 208V207H11ZM167 208V207H166ZM156 209V208H155ZM161 209V208H160ZM23 210V209H22ZM199 210V209H198ZM151 211V210H150ZM154 211V210H153ZM4 212V210H3ZM147 212H149L148 209H146L144 212H141L142 215L147 214ZM156 212V211H155ZM209 212V211H208ZM1 213V212H0ZM5 213V212H4ZM120 213V212H119ZM150 214V213H149ZM156 214V213H155ZM154 214V215H155ZM166 214V213H165ZM9 215V214H8ZM71 215V214H70ZM140 215V214H139ZM177 215V214H176ZM15 216V215H14ZM85 216V215H84ZM146 216V215H145ZM160 216V215H159ZM141 217V216H138ZM154 217V216H152ZM206 217V216H205ZM173 218V217H172ZM239 218V217H238ZM85 219V218H84ZM140 219V218H139ZM144 219V218H143ZM142 219V220H143ZM129 219L125 220L124 222L127 223ZM150 220V219H149ZM153 220V218H152ZM224 220V219H223ZM227 220V219H226ZM9 221V220H8ZM36 221V220H35ZM52 221V220H51ZM139 221V220H138ZM195 221V220H194ZM18 222V221H17ZM86 222V221H85ZM112 222V221H111ZM229 222V221H228ZM84 223V221H83ZM113 223V222H112ZM123 222H121L120 224H122ZM126 223V226L129 225V223L131 224H136L135 222L133 223L129 220L128 225ZM153 223V222H152ZM174 223V222H173ZM216 223V222H215ZM37 224V223H36ZM130 224V225H131ZM140 224V223H139ZM151 224V223H150ZM199 224V223H198ZM14 225V223H13ZM31 225V224H30ZM82 225V224H81ZM148 225V224H147ZM152 225V224H151ZM163 225V224H162ZM215 225V224H214ZM239 225V224H238ZM78 226V225H77ZM135 227H139V225H133L134 229ZM141 226V225H140ZM187 226V225H186ZM211 226V225H210ZM217 226V225H216ZM11 227V226H10ZM32 227V226H31ZM83 227V226H82ZM118 227V226H117ZM120 229H121V225H119ZM124 228V225L122 226ZM151 227V226H150ZM164 227V226H163ZM175 227V226H174ZM190 227V226H189ZM73 228V227H72ZM78 228V227H76ZM129 228V227H128ZM127 228V229H128ZM203 228V227H202ZM243 228V227H242ZM37 229V228H36ZM131 229V228H130ZM136 229V228H135ZM139 229L141 230V228L139 227ZM145 228H143L144 230ZM159 229V228H158ZM174 229V228H173ZM208 229V228H207ZM225 229V228H224ZM8 230V229H7ZM41 230V229H40ZM88 230V229H87ZM106 230V229H105ZM108 230V229H107ZM110 230V231H109ZM107 232L103 233V236L101 234V239L98 238V240L100 239V242H106L107 240H109V238L111 239V236L113 238V235L115 232V229L112 230L111 228L109 229ZM112 230V231H111ZM219 230V229H218ZM20 231V230H19ZM115 231V232H113ZM120 231V230H119ZM131 231V230H129ZM150 231V230H148ZM174 231V230H173ZM186 231V230H185ZM188 231V229H187ZM222 231V229H221ZM220 231V232H221ZM258 231V230H257ZM134 232V230H133ZM136 232L137 231L136 229ZM135 232V233H136ZM151 232V231H150ZM197 232V231H196ZM226 232V231H225ZM11 233V232H10ZM14 233V232H12ZM65 233V232H64ZM118 233V232H117ZM116 233V234H117ZM143 233V232H142ZM218 233V232H217ZM227 233V232H226ZM37 234V233H36ZM94 234V233H93ZM115 234V235H116ZM134 234V233H132ZM150 234V233H149ZM219 234V233H218ZM224 234V233H223ZM250 234V233H249ZM30 235V234H29ZM118 235V234H117ZM116 235V236H117ZM135 235V234H134ZM132 235V236H134ZM205 235V234H204ZM115 236V237H116ZM125 236V235H122ZM176 236V235H175ZM174 236V237H175ZM25 237V236H24ZM218 237V236H217ZM222 237V236H221ZM148 238V237H147ZM154 238V237H153ZM227 238V237H226ZM24 239V238H23ZM32 239V238H31ZM56 239V238H55ZM114 239V238H113ZM112 239V240H113ZM117 239V238H116ZM127 239V236H126ZM140 239V238H139ZM150 239V238H149ZM195 239V238H194ZM193 239V240H194ZM129 240V239H127ZM205 240V239H204ZM222 240V239H221ZM231 240V239H229ZM233 240V239H232ZM34 241V240H33ZM94 241V240H93ZM175 241V240H174ZM186 241V240H185ZM56 242V241H55ZM97 242V244H98ZM124 242V241H122ZM122 242H115L114 246H116L117 248L120 246V244ZM133 242V241H132ZM140 242V241H139ZM149 242V241H148ZM232 242V241H230ZM239 242V241H238ZM34 243V242H33ZM47 243V242H46ZM57 243V242H56ZM204 243V242H203ZM217 243V242H216ZM225 243V242H224ZM224 243H220V244H224ZM233 243V242H232ZM231 243V244H232ZM64 244V243H63ZM62 244V245H63ZM96 244V243H95ZM96 244V245H97ZM104 244V243H103ZM113 244V243H111ZM116 244V245H115ZM134 244V243H133ZM144 244V243H143ZM207 244V243H206ZM219 244V243H218ZM230 244V243H229ZM237 244V243H235ZM100 245H102L100 243ZM119 245V246H118ZM127 245V244H125ZM124 245V246H125ZM131 245V244H130ZM205 245V244H204ZM214 245V244H212ZM226 245V244H225ZM42 246V245H41ZM88 246V245H87ZM92 246V245H90ZM99 246V245H98ZM106 246V245H105ZM110 246V244L108 245V247ZM183 246V245H182ZM181 246V247H182ZM199 244H198V248H199ZM219 246V245H218ZM238 246V245H237ZM236 246V247H237ZM7 247V246H6ZM45 247V246H43ZM96 247V246H95ZM107 247V246H106ZM107 247V248H108ZM113 247V246H112ZM129 247V246H128ZM143 247V246H142ZM150 247V246H149ZM152 247V246H151ZM188 247V246H187ZM202 247V246H201ZM206 247V246H205ZM204 247V248H205ZM208 247V246H207ZM228 247V245H227ZM230 247V246H229ZM37 248V247H36ZM88 248V247H86ZM106 248V250H107ZM119 248H122L119 247ZM126 248V247H125ZM158 248V247H157ZM225 248V247H224ZM15 249V248H14ZM28 249V248H27ZM44 249V248H43ZM49 249V248H48ZM54 249V248H53ZM72 249V248H71ZM70 249V250H71ZM84 249V248H83ZM90 249V248H89ZM88 249V251H89ZM94 249V248H93ZM104 249V248H103ZM109 249V248H108ZM178 249V248H177ZM176 249V250H177ZM202 249V248H201ZM208 249V248H206ZM205 249V250H206ZM223 249V248H222ZM229 249V248H228ZM232 249V248H231ZM13 250V249H11ZM18 250V249H17ZM34 250V249H33ZM46 250V248H45ZM55 250V249H54ZM69 250V251H70ZM85 250V249H84ZM83 250V252H84ZM92 250V248H91ZM96 250V249H95ZM111 250V249H110ZM115 250V249H114ZM118 250V249H117ZM127 250V248H126ZM144 250V249H143ZM148 250V249H147ZM179 250V249H178ZM203 250V249H202ZM221 249L219 247H210V250L208 251H204V253L198 255L199 253L193 254V255H188L186 253V256L184 254V256H182L183 258L186 257L185 259V264H209L210 261H212L211 259L213 258L212 255L215 254L216 252L218 253ZM225 250V249H224ZM227 250V249H226ZM242 250V249H241ZM15 251V250H14ZM35 251V250H34ZM38 251V250H37ZM42 251V250H41ZM56 251V250H55ZM54 251V252H55ZM62 251V250H61ZM73 251V250H72ZM78 251V249H77ZM76 251V252H77ZM88 251H85L86 253H89ZM94 251V250H93ZM99 251V250H98ZM101 251V250H100ZM104 251V250H102ZM123 251V249H122ZM151 251V250H150ZM184 251V250H183ZM189 251V250H187ZM194 251V250H193ZM197 251V250H196ZM200 251V250H199ZM228 251V250H227ZM226 251V252H227ZM4 252V251H3ZM32 252V251H31ZM44 252V251H43ZM42 252V254H43ZM52 252V251H51ZM82 252V250H81ZM80 252V253H81ZM91 252V251H90ZM108 252V250H107ZM233 252V251H232ZM36 253V252H35ZM39 253V252H38ZM63 253V252H62ZM61 253V255H63ZM79 253V252H78ZM106 253V251L103 253V255H101L100 257L103 256H107L104 255ZM113 253V252H112ZM191 253V252H190ZM194 253V252H193ZM225 254V252H223ZM237 253V252H236ZM7 254V253H6ZM28 254V252H27ZM59 254V253H58ZM92 254V253H91ZM95 254V252H94ZM98 254V253H97ZM95 254V255H97ZM222 254V251H221ZM11 255V254H10ZM21 255V254H20ZM68 255V254H67ZM73 255V253L71 254ZM74 255L76 256L75 252ZM73 258L74 259V256ZM83 254H81L82 256ZM93 255V256H95ZM174 255V254H173ZM2 256V255H1ZM15 256V255H14ZM18 256V254H17ZM24 256V255H23ZM22 256V257H23ZM31 256H35L33 254H31ZM38 256V255H37ZM40 256V255H39ZM38 256V257H39ZM48 256V255H47ZM52 256H54L52 254ZM51 256V257H52ZM64 256H66L64 254ZM63 256V257H64ZM172 256V255H171ZM214 256V255H213ZM218 256V254H217ZM226 256V255H225ZM229 256V255H228ZM7 257V256H6ZM25 257V256H24ZM42 257V256H40ZM56 257V256H55ZM67 257V256H66ZM70 256H68L69 258ZM85 257H88L85 254ZM119 257V256H118ZM16 258V257H14ZM12 258V259H14ZM28 258V257H27ZM31 258V257H30ZM47 258V257H46ZM59 257V260H62V258ZM65 258V257H64ZM84 258V255L83 257ZM87 258V259H88ZM93 258V257H92ZM113 258V257H112ZM177 258V257H176ZM231 258V257H229ZM26 259V258H25ZM44 259V258H43ZM49 259V258H48ZM54 259V258H53ZM80 259V256H79ZM86 259V258H85ZM91 258H89L90 260ZM100 259V258H99ZM97 258V260H99ZM172 259V258H171ZM213 259H217L216 262L220 259L218 258H213ZM222 259V258H221ZM224 259V257H223ZM226 259V258H225ZM224 259V260H225ZM2 260V259H0ZM11 259H9L10 261ZM31 260V259H30ZM35 260V259H34ZM47 260V259H46ZM57 260V259H56ZM68 260V259H66ZM82 260V259H81ZM174 260V259H173ZM229 260V259H228ZM232 261V258L230 261ZM241 260V259H240ZM243 260V258H242ZM5 261V260H4ZM13 261V260H12ZM15 261V260H14ZM21 261V260H20ZM38 261V260H37ZM51 262V259L49 260ZM70 261V260H69ZM75 261V259H74ZM73 261V262H74ZM83 261V260H82ZM85 261V260H84ZM105 261V260H104ZM175 261V260H174ZM215 261V260H214ZM223 261V260H222ZM220 261V264L221 262ZM237 261V259H236ZM2 262V261H1ZM19 262V261H18ZM18 262H16L18 264ZM22 262V261H21ZM27 262V260H26ZM31 262V261H30ZM35 263H37L36 261H34ZM63 262V261H62ZM61 262V263H62ZM78 262V261H77ZM77 262L75 264H77ZM86 262V261H85ZM90 262V261H89ZM179 262V259H178ZM234 262V261H233ZM25 263V262H24ZM29 263V261H28ZM33 263V262H31ZM30 263V264H31ZM34 263V264H35ZM40 264H42L43 262H39ZM38 263V264H39ZM55 263V262H52ZM60 263V264H61ZM64 263V262H63ZM67 264V262H65ZM79 263V262H78ZM88 263V262H87ZM94 263V262H93ZM212 263V262H211ZM223 263V262H222ZM240 263V262H239ZM248 263V262H247ZM14 264V262H13ZM46 264V263H45ZM96 264V263H94ZM98 264V263H97ZM169 264V263H168ZM173 264V263H171ZM176 264V263H175ZM180 264V263H179ZM216 264V263H214ZM234 264V263H233ZM237 264V262H236ZM244 264V263H243ZM259 264V263H258Z\"/></svg>",
  "mask_w": 264,
  "mask_h": 264
}]
</instances>
